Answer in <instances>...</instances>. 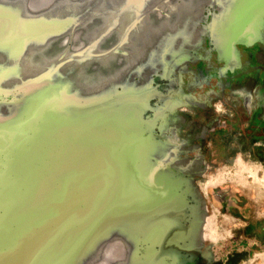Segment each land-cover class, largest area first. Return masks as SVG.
Segmentation results:
<instances>
[{
  "label": "rangeland",
  "instance_id": "374dc122",
  "mask_svg": "<svg viewBox=\"0 0 264 264\" xmlns=\"http://www.w3.org/2000/svg\"><path fill=\"white\" fill-rule=\"evenodd\" d=\"M184 1L83 20L50 42L43 70L46 50L30 48L32 70L1 78L0 119L50 73H70L88 94L131 78L147 95L137 131L151 143L146 156L183 198L187 233L164 264H264V0H188L187 15L173 13ZM158 18H169L162 43L171 30L188 39L129 69L142 56L132 28L144 20L150 33ZM132 238L112 235L82 264H137L150 242Z\"/></svg>",
  "mask_w": 264,
  "mask_h": 264
},
{
  "label": "water",
  "instance_id": "95a60500",
  "mask_svg": "<svg viewBox=\"0 0 264 264\" xmlns=\"http://www.w3.org/2000/svg\"><path fill=\"white\" fill-rule=\"evenodd\" d=\"M157 1L0 0V82L32 70L30 48H44L50 63L40 69L51 67L49 44L67 28L109 12L141 17ZM187 2L173 13L186 14ZM115 18L122 26L123 17ZM155 21L150 33L144 20L132 28L142 56L129 69L188 39L171 30L162 43L169 18ZM50 75L52 82L26 88L0 119V264H82L115 234L150 242L137 264H164L188 228L182 196L147 158L151 143L137 132L146 93L128 77L122 91L88 94L70 73Z\"/></svg>",
  "mask_w": 264,
  "mask_h": 264
},
{
  "label": "bare ground",
  "instance_id": "6f19581e",
  "mask_svg": "<svg viewBox=\"0 0 264 264\" xmlns=\"http://www.w3.org/2000/svg\"><path fill=\"white\" fill-rule=\"evenodd\" d=\"M167 59V58H166Z\"/></svg>",
  "mask_w": 264,
  "mask_h": 264
}]
</instances>
